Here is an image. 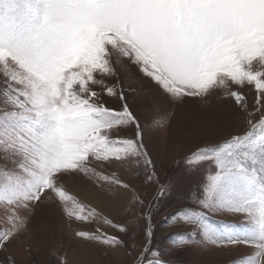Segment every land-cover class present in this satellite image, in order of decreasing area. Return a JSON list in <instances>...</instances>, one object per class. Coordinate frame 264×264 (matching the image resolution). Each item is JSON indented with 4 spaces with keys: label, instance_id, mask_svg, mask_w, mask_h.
I'll return each mask as SVG.
<instances>
[{
    "label": "snow or ice",
    "instance_id": "snow-or-ice-1",
    "mask_svg": "<svg viewBox=\"0 0 264 264\" xmlns=\"http://www.w3.org/2000/svg\"><path fill=\"white\" fill-rule=\"evenodd\" d=\"M213 96L248 129L184 158L187 205L163 225L192 226L173 233L175 247L248 248L230 264H264V0H0V264H19L9 250L45 203L86 225L74 232L86 243L171 264L152 247V201L176 186L161 183L145 135ZM141 178L157 186L147 202ZM73 184L123 200L135 219L116 220ZM137 220L147 226L133 253Z\"/></svg>",
    "mask_w": 264,
    "mask_h": 264
},
{
    "label": "rangeland",
    "instance_id": "rangeland-1",
    "mask_svg": "<svg viewBox=\"0 0 264 264\" xmlns=\"http://www.w3.org/2000/svg\"><path fill=\"white\" fill-rule=\"evenodd\" d=\"M253 94L249 93L250 99ZM109 102L112 103L111 100ZM175 111L178 121L171 129H152L150 134L145 135V143L154 157L156 173L161 183L166 185L171 182L176 186V190L169 195L152 201L155 232L152 247L161 253L162 260L170 261L171 264H230L249 249L213 247L201 243L190 244L187 248L175 247L173 233L186 232L192 226L187 224L164 226L163 220L169 213L187 205L189 179L184 158L197 147L216 143L229 134H243L247 131L248 125L242 118H237L233 103L219 96L210 97L207 103L189 101ZM144 117L150 121L151 113L145 112ZM142 179L137 180L135 186L147 202L156 194L157 186L153 184L149 187ZM69 188L72 194L101 208L104 205L103 199L109 202L112 200L106 193L88 184H73ZM101 195L105 197L102 199ZM115 202L123 206L125 204L122 201ZM124 207L111 215L116 220L127 223L128 219L135 217L127 213ZM241 219L233 216L211 217L212 222H239ZM146 226V220H137L136 231L132 234L137 241V248L133 249L129 245V250L133 253L140 251L145 242ZM30 227L31 235L17 240L9 250L19 264H63L65 259L69 264H133L134 257L127 255L123 249H113L95 242L86 243L76 238L74 232L87 230V226L70 222L54 204L45 203L37 208ZM194 238L197 241L201 239L200 236ZM3 255L0 252V258H3Z\"/></svg>",
    "mask_w": 264,
    "mask_h": 264
},
{
    "label": "bare ground",
    "instance_id": "bare-ground-1",
    "mask_svg": "<svg viewBox=\"0 0 264 264\" xmlns=\"http://www.w3.org/2000/svg\"><path fill=\"white\" fill-rule=\"evenodd\" d=\"M87 194V193H86ZM93 194V193H92ZM99 195V194H98ZM102 197H105V196H103V195H101V198ZM89 199V198H88ZM103 199V198H102ZM108 199V198H107ZM105 203H104V202ZM103 201H102V203L104 204L103 205V209L106 211V213H109L110 215L113 213H118L120 210H121V208L122 207H124L125 206V204H124V206H123V204H118L117 202H115V200H111L110 202H109V200H106V199H103ZM123 203H124V201L123 200H121ZM101 203V204H102ZM112 216V215H111ZM115 216H117V214L115 215Z\"/></svg>",
    "mask_w": 264,
    "mask_h": 264
}]
</instances>
